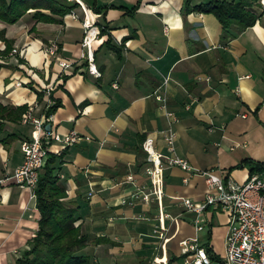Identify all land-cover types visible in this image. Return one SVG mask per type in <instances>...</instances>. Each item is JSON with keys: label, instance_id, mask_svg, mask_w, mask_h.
Wrapping results in <instances>:
<instances>
[{"label": "crops", "instance_id": "obj_1", "mask_svg": "<svg viewBox=\"0 0 264 264\" xmlns=\"http://www.w3.org/2000/svg\"><path fill=\"white\" fill-rule=\"evenodd\" d=\"M262 1L252 27L224 30L213 14L199 9L210 0H97L109 7L97 20L107 31L93 44L99 78L79 59L80 7L73 10L79 19L68 14L57 24L34 18V10L15 23L0 19V51L7 41L17 50L15 55L0 52V103L34 109L45 127L50 125L48 132L84 138L72 146L52 142L49 149L51 155H63L56 173L66 187V201L77 208L76 225L88 238L82 254L90 264H159L155 259L184 264L188 256L181 254L179 242L196 235L200 246L224 255L225 213L209 208L204 216L209 225L196 234L194 215L175 199L201 202L206 186L200 177L178 167L164 171L162 204L165 213L180 219L178 227L167 221L165 249L157 203L131 195L149 185L146 137L158 133L155 146L168 154L160 135L168 121L156 92L165 94L178 118L176 155L194 169L217 170L242 184L250 176L248 167L231 168L247 161L264 164ZM53 42L59 47L55 57L46 52ZM60 61L72 66L63 69ZM49 101L61 106L48 119L43 109ZM32 129L7 123L0 135V140L14 136L0 142V264H14L38 230L35 199L6 180L22 164L21 143Z\"/></svg>", "mask_w": 264, "mask_h": 264}, {"label": "built area", "instance_id": "obj_2", "mask_svg": "<svg viewBox=\"0 0 264 264\" xmlns=\"http://www.w3.org/2000/svg\"><path fill=\"white\" fill-rule=\"evenodd\" d=\"M67 3H77L83 13L82 27L84 30L81 42V53L79 59L88 65V73L95 78L101 77L95 66L93 44L101 37V29L97 26L98 14L87 8L79 0H58ZM73 19H79L72 10L69 14ZM59 51L56 42L51 43L46 52L50 56H56ZM17 54V50H12L11 55ZM63 69L70 68L72 64L59 62ZM168 79L164 80L166 86ZM47 89V88H46ZM155 99L161 104L160 110L164 113L168 121L167 129L160 132L166 145L167 155L159 151L155 144L158 133L149 134L142 144L146 152L150 165L145 169L149 178L148 187L139 189L131 195L134 199L149 204L156 202L159 210L158 230L162 238V248L165 249L169 238L164 237L169 225L178 227L179 217H172L165 213L162 204L164 197V171L171 167H178L184 172L200 177L204 180L206 194L201 202L195 203L189 198H175L180 202L187 212L193 214V225L195 233L202 232L208 227V222L204 216L209 208L221 210L228 219V231L224 238V255L220 257L221 263L214 262L208 254L206 248L200 246L197 235L194 238L185 239L179 242L181 254L188 256L184 264H264V171L250 175L247 180L240 184L225 176L217 170H197L186 160L176 155L177 136L173 125L178 121L177 116L168 109L165 94L159 92L154 94ZM53 105L51 101L47 106ZM264 109V104H262ZM49 119V118H48ZM49 120H47L48 122ZM21 124L31 125L32 132L29 139L22 141L21 152L23 162L18 166L13 174L6 180L13 182L17 187L30 192L34 197V190L37 186L40 173L50 153L52 142L72 146L83 140L76 132H71L65 137L45 130L44 121L34 115V109L30 108L22 116ZM89 140V138H85ZM185 184L189 179L183 180ZM126 203V201H123ZM167 221L169 225H167ZM177 230V229H176ZM157 233V230H155ZM154 262L167 264L166 260L155 259Z\"/></svg>", "mask_w": 264, "mask_h": 264}, {"label": "trees", "instance_id": "obj_3", "mask_svg": "<svg viewBox=\"0 0 264 264\" xmlns=\"http://www.w3.org/2000/svg\"><path fill=\"white\" fill-rule=\"evenodd\" d=\"M87 8L96 14L108 10L107 6H98L97 0H82ZM260 0H210L209 4L199 9L213 14L224 30L236 26L239 30L252 27L258 19L255 8ZM137 5L130 13L137 9ZM79 7L77 3H67L58 0H0V19L7 23H15L29 10H34V18L42 22L57 24L59 18H64ZM41 11H48L49 15ZM101 35L107 31L106 26H100ZM116 53L118 50L109 46ZM3 55L12 52V42L0 51ZM3 67L0 64V69ZM41 99V97H40ZM61 106L55 102L47 106L45 116L49 118ZM28 110L27 106L11 107L0 103V135L4 132L6 124H21L22 116ZM14 136L1 139L5 143ZM63 155H49L40 173L37 186L34 190L36 208L39 212L38 230L35 236L28 241L27 248L15 259L14 264H90L82 251L87 245L88 238L82 234L81 225H76L79 217L77 208L66 201V187L56 173V165L61 164ZM248 167L250 175L264 171V164L247 161L233 169ZM101 240H97L99 242ZM214 262L221 263L220 257L215 256L208 247H205Z\"/></svg>", "mask_w": 264, "mask_h": 264}, {"label": "water", "instance_id": "obj_4", "mask_svg": "<svg viewBox=\"0 0 264 264\" xmlns=\"http://www.w3.org/2000/svg\"><path fill=\"white\" fill-rule=\"evenodd\" d=\"M45 130L46 131H49L50 130V125L49 124L45 127ZM212 264H217V263H212Z\"/></svg>", "mask_w": 264, "mask_h": 264}, {"label": "rangeland", "instance_id": "obj_5", "mask_svg": "<svg viewBox=\"0 0 264 264\" xmlns=\"http://www.w3.org/2000/svg\"><path fill=\"white\" fill-rule=\"evenodd\" d=\"M262 3H264V0L262 1ZM64 145V144H63Z\"/></svg>", "mask_w": 264, "mask_h": 264}, {"label": "bare ground", "instance_id": "obj_6", "mask_svg": "<svg viewBox=\"0 0 264 264\" xmlns=\"http://www.w3.org/2000/svg\"><path fill=\"white\" fill-rule=\"evenodd\" d=\"M80 2H82L81 0H79ZM83 3V2H82Z\"/></svg>", "mask_w": 264, "mask_h": 264}]
</instances>
